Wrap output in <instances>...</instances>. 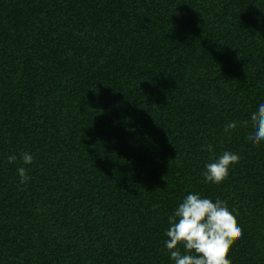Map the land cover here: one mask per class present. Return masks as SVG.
Listing matches in <instances>:
<instances>
[{
  "label": "trees",
  "instance_id": "trees-1",
  "mask_svg": "<svg viewBox=\"0 0 264 264\" xmlns=\"http://www.w3.org/2000/svg\"><path fill=\"white\" fill-rule=\"evenodd\" d=\"M261 103L264 0H0V264H174L189 193L235 210L232 264H264Z\"/></svg>",
  "mask_w": 264,
  "mask_h": 264
},
{
  "label": "clouds",
  "instance_id": "clouds-1",
  "mask_svg": "<svg viewBox=\"0 0 264 264\" xmlns=\"http://www.w3.org/2000/svg\"><path fill=\"white\" fill-rule=\"evenodd\" d=\"M239 123H227L224 127L225 134L231 135ZM249 123L252 130L247 135V140L253 146L264 144V103L251 113L243 126L248 127ZM201 150L212 153L213 146L205 144ZM20 159L23 165H30L34 161V157L28 152L22 153ZM239 160L238 154L224 151L213 162L204 166L201 175L205 182L219 186L229 178L230 169ZM16 161V155L8 156L9 164ZM17 172L21 184H27L31 179L25 167H19ZM234 211L229 210L227 201L217 198L213 202L210 198L189 193L168 217L165 248L174 264H232L228 258L229 252L243 235Z\"/></svg>",
  "mask_w": 264,
  "mask_h": 264
}]
</instances>
